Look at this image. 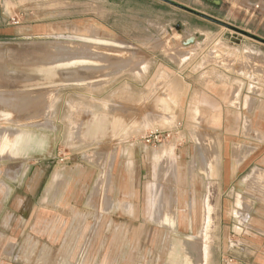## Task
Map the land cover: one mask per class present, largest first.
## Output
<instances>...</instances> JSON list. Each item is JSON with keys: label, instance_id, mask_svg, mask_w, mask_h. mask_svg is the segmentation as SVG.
I'll list each match as a JSON object with an SVG mask.
<instances>
[{"label": "rangeland", "instance_id": "rangeland-1", "mask_svg": "<svg viewBox=\"0 0 264 264\" xmlns=\"http://www.w3.org/2000/svg\"><path fill=\"white\" fill-rule=\"evenodd\" d=\"M174 1L264 38L262 2L260 9H249L244 0ZM0 28L3 171L8 172L5 168L17 156L21 143L27 145L26 133H38L39 142L27 145L32 152L27 161L46 164L38 198L49 200L41 194L44 189L47 194L50 181L55 189L50 191L49 203L64 206L50 213H33L36 227L29 230L34 231L37 244L33 248L22 239L19 255L32 250L38 253V243L45 241L39 236L56 234L60 224L69 236L97 237L104 242L149 235L160 241L171 237L193 240L203 229L207 230L205 240L214 235L210 233L212 222H206V216L212 215L211 203L205 202L203 227H176L189 218L194 222L195 210L188 213L189 218L183 211L172 210L176 189L187 190L193 183L188 175L192 166L180 156L181 151L187 139L197 143L200 135L191 125L196 123L195 114L184 107L187 83L198 75L193 74L194 61L223 65L233 81L241 54L222 51L218 45L259 41L160 0H0ZM87 48L100 56L92 57ZM243 61L264 83V64L251 57ZM172 88L175 96L170 95ZM167 114L170 122L161 118ZM45 120L49 125H44ZM129 140L132 149L125 147ZM136 141L143 146L139 161ZM164 155L170 158L156 169L157 159ZM154 182L161 188L162 217L158 220L151 211ZM72 188L84 192L83 196H66L63 201L64 193ZM139 189L142 198L147 194L140 210L139 196H133ZM198 214L201 218L202 212ZM48 220L52 221L50 231L44 223ZM207 242L208 252H215L218 245ZM193 245L185 242L183 247L195 250L202 259L204 251ZM99 246L100 252L106 247ZM119 246L115 245V251ZM157 246L166 251L168 244Z\"/></svg>", "mask_w": 264, "mask_h": 264}, {"label": "crops", "instance_id": "crops-1", "mask_svg": "<svg viewBox=\"0 0 264 264\" xmlns=\"http://www.w3.org/2000/svg\"><path fill=\"white\" fill-rule=\"evenodd\" d=\"M244 1L249 9H260L261 2L264 3V0ZM220 41L226 40L221 38ZM218 46L222 51L240 53L241 62L235 67L233 81L229 80V71L219 63L192 62L191 67L196 68L193 74L198 75H193L194 79L187 83L184 107L195 114L196 123L191 125L200 135L197 143L192 138L187 139V145L181 151L180 156L188 158L192 166V173L188 168V175L193 183L187 190L176 189L177 198L172 210L183 211L188 218V213L195 210V221L189 218L175 226L203 227L205 202L208 201L212 206L210 233H214H209L208 244L218 246L215 252L209 250L206 264H264V83L258 81L243 61L251 57L264 64V44L222 43ZM170 91V95L175 96L174 89ZM38 137V133L27 132L24 142L27 145L39 142ZM135 144L139 150L136 161H139L143 146L137 141ZM24 145L21 143L17 156L5 168L8 172L3 171L0 161V264H202L198 252L183 247L185 242L193 243L189 241L191 237L185 241L183 237L160 241L149 235L132 241L130 237L123 236L120 240L113 237L104 242L97 237L88 240L69 236L66 226L64 229L61 224L54 231L56 234L39 236L45 241L38 243L41 245L38 253L32 250L19 255L17 249L22 239H26L33 248L37 244L32 234L34 231L29 230L36 227L33 213L36 210L50 213L64 208L61 203H49L50 191L55 189L50 186V181L49 193L46 194L44 189V194H41L44 199L47 195L48 203L46 199L41 201L38 198L39 185L46 175V164L40 160L27 161L32 152ZM125 147L132 149L130 140ZM170 150L178 164L177 154L173 148ZM102 177L103 174L100 179ZM83 194L72 188L64 193L63 201H67L66 196L75 198ZM142 195L141 189L133 194L134 197L139 196L138 210L142 206L141 200L144 202L147 196L142 198ZM127 206L130 204H125V209ZM198 212H202L201 218H198ZM44 223L49 230L52 221ZM100 244L101 248L106 245L101 252ZM159 244H168L167 250H160ZM115 245H120L117 251ZM6 247L13 249L6 252ZM132 249L135 250L132 252Z\"/></svg>", "mask_w": 264, "mask_h": 264}, {"label": "bare ground", "instance_id": "bare-ground-1", "mask_svg": "<svg viewBox=\"0 0 264 264\" xmlns=\"http://www.w3.org/2000/svg\"><path fill=\"white\" fill-rule=\"evenodd\" d=\"M81 36V35H80ZM71 37H77V36H75V35H73V36H71ZM186 41V40H185ZM190 41V40H189ZM88 49V48H87ZM87 52H92V57H94V58H97V57H99L100 56V54L101 53H99L97 50H94V49H88L87 50ZM100 59V58H99ZM52 107V106H51ZM50 111H51V109H49ZM50 113V112H49ZM169 114V113H168ZM168 114L167 115H162V120H164L165 122H170L171 120H172V118L170 117L171 115H169L168 116ZM49 121V120H48ZM49 125L48 124V122H47V120H45V122H44V125ZM199 143H201V142H199ZM201 145V144H200ZM199 145V146H200ZM201 147V146H200ZM201 149V148H200ZM198 150V149H197ZM203 151V150H202ZM201 151V152H202ZM200 152V151H199ZM206 152V151H205ZM201 155V154H200ZM170 158V156H167V158ZM208 157V156H207ZM166 156L164 155L163 157H161V158H158L157 159V163H160L159 165H156V169L159 167V166H161V165H163V163L166 161ZM206 161V160H205ZM208 161V160H207ZM171 162H173L172 160H171ZM210 162V161H209ZM156 163V164H157ZM207 163V162H206ZM166 165V164H165ZM210 165V164H209ZM177 166V165H176ZM172 167H173V170H174V172H176L177 173V168L175 167V165H174V163L172 164ZM153 168V169H152ZM152 171H154L155 170V165L153 166V164H152ZM155 172V174H156V170L154 171ZM258 172V171H257ZM155 174H154V176H155ZM161 188H160V185L158 184V182H154L153 184H152V186H151V204H152V206H151V211H152V216H153V218L154 219H156V220H158V219H160L161 217H162V208H161V202H162V200H161ZM207 203H208V201H206ZM209 204V203H208ZM208 204H207V206H208ZM211 205V204H210ZM209 208H210V206H208ZM212 207V206H211ZM127 211L128 212H133V207H131V206H127ZM206 209H208L207 207H206ZM208 211V210H207ZM208 214H209V212H208ZM209 218V219H208ZM206 219L208 220V221H206L207 223L208 222H212V215L210 216L209 215V217L208 216H206ZM206 225V224H205ZM205 228H207V227H205ZM203 229V228H202ZM205 229H203L202 231H201V233H200V235L198 236V238H195V239H193L192 241H193V243L192 244H194L193 245V247H195L194 249H199V251H201V253H203V251H204V253H203V257H202V264H206V262H207V257H208V247L206 248V241H208V240H205L204 238L206 237L205 235H206V232H207V230H205ZM204 233H205V235H204ZM205 236V237H204ZM204 237V238H203ZM200 241V242H199ZM208 243V242H207ZM191 247V246H190ZM195 251V250H194Z\"/></svg>", "mask_w": 264, "mask_h": 264}, {"label": "water", "instance_id": "water-1", "mask_svg": "<svg viewBox=\"0 0 264 264\" xmlns=\"http://www.w3.org/2000/svg\"><path fill=\"white\" fill-rule=\"evenodd\" d=\"M160 1H163V2H165L167 4H170V5H173V6H175L177 8H180V9L186 11V12H189V13H191L193 15H196V16H198L200 18H203L205 20L213 22V23H215L217 25H220V26H223V27L228 28L230 30H233V31H235V32H237L239 34L245 35V36H247V37H249V38H251L253 40L259 41V42L264 44V38L263 37L258 36V35L254 34V33H251V32H249L247 30L242 29V28H239L237 26H234V25H232V24H230V23H228V22H226L224 20H221L219 18H216L214 16H211L209 14H206V13H204L202 11H199V10L194 9L192 7L186 6V5L182 4V3H179V2L174 1V0H160Z\"/></svg>", "mask_w": 264, "mask_h": 264}, {"label": "built area", "instance_id": "built-area-1", "mask_svg": "<svg viewBox=\"0 0 264 264\" xmlns=\"http://www.w3.org/2000/svg\"><path fill=\"white\" fill-rule=\"evenodd\" d=\"M155 137H157V136H155Z\"/></svg>", "mask_w": 264, "mask_h": 264}]
</instances>
